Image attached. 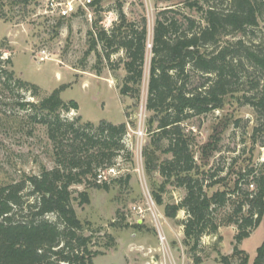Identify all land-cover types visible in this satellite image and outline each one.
I'll list each match as a JSON object with an SVG mask.
<instances>
[{"label":"trees","instance_id":"trees-1","mask_svg":"<svg viewBox=\"0 0 264 264\" xmlns=\"http://www.w3.org/2000/svg\"><path fill=\"white\" fill-rule=\"evenodd\" d=\"M102 1L94 0L91 7L99 8ZM2 11L0 7V19H5ZM117 14L110 28L95 25L89 32L87 55L96 54V74L101 72L97 65L103 59L112 69L121 64L124 74L118 91L133 99L134 107L140 102L146 76L142 130L148 140L142 157L148 177L157 172L162 179L158 191L152 190L155 203L163 204L167 186L183 188L184 196L178 203H166L164 214L174 218L178 210L185 211L180 224L183 244L190 253L201 249L204 235L216 236L222 225L235 224L232 252H217L218 261L249 264L248 254L237 245L264 214V163L256 168L239 166L220 176L224 167L210 165V158L219 151L218 133L199 144L196 134L184 124L193 117L223 110L226 100L234 98L237 104L252 107L260 120L251 138L264 147V37L257 38L255 30L264 20V0H180L169 4L155 14L150 43L144 17L140 22L130 20L121 7ZM119 51L124 57L114 65L110 56ZM2 62L10 64L11 60L7 57L0 59ZM13 78L12 71L0 68L3 87ZM15 81L37 98L19 105L33 122L45 126L54 165L0 186V264H93L99 250L88 247L91 236L83 233L87 225L72 206L71 187L85 186L77 193L80 203L89 202L88 188L109 190L111 184L101 179L100 171L114 166L123 154L130 158L125 138L128 127L135 128L136 122L103 120L93 124L81 121L80 116L68 119L62 112L76 110L78 104L61 99L64 86L38 98V86ZM124 111L125 117L130 116ZM232 123L237 126L239 118ZM129 177L125 176V183ZM118 181L121 179H112ZM251 182L254 189L249 191ZM150 184L155 189L153 180ZM216 185L222 188L211 190ZM227 203L232 211L219 216L218 210ZM50 213L55 220L45 217ZM193 259L195 263L201 260L199 256ZM251 264H264V239Z\"/></svg>","mask_w":264,"mask_h":264},{"label":"rangeland","instance_id":"rangeland-1","mask_svg":"<svg viewBox=\"0 0 264 264\" xmlns=\"http://www.w3.org/2000/svg\"><path fill=\"white\" fill-rule=\"evenodd\" d=\"M179 1L104 0L99 8L79 6L69 16L49 11V0L0 1L5 14V19H0V59L9 57L11 60L10 64L0 63V68L12 71L14 75L7 87L0 84V186L19 179L23 174H38L41 167L49 169L54 165L53 148L45 126L33 122L28 111L19 105L20 102H34L37 98L29 89L19 88L16 79L38 86V98L64 86L60 91L61 99L78 104V109L62 112L68 119L80 116L81 121L93 124L103 120L113 124L127 120L136 122L135 128L128 127L125 138L130 158L126 159L123 154L116 159L112 171H100L101 179L111 184L109 190L88 188L89 202L80 203L77 193L85 190V186L71 187L75 198L72 206L78 218L87 225L83 233L91 236L88 247L99 250L92 259L93 264H223L218 261L217 252H232L235 224L222 225L216 236L204 235L202 247L196 252L190 253L189 247L183 244L180 221L186 217L185 211L178 210L174 218L164 214L166 203H178L184 196L183 188L167 186L162 194L163 204L154 201L152 190L158 191L162 179L157 172H153L150 179L143 164L142 149L148 140L142 130L146 114V76L140 102L134 107V100L118 91L124 74L121 64L112 69L103 59L97 65L101 72L96 74V54L92 51L87 55L89 32L95 29V25L110 28L117 20L119 7L130 20L140 22L142 17L146 19L150 43L157 10ZM258 27L255 29L257 38L262 39L264 20ZM97 49L100 50V46ZM123 57L124 52L119 51L110 56V61L117 65ZM124 110L130 116L125 117ZM236 118L239 123L234 126L232 122ZM260 123L252 107L239 105L234 98H228L223 110L193 117L184 126L196 134L199 144L206 142L213 132L218 133L219 151L210 158V165L214 169L224 167L225 171L220 175L224 176L229 169L247 165L256 168L264 163V147L251 138L253 127ZM127 174L130 177L125 183ZM114 178L121 179V182L113 183ZM150 180L155 182V189ZM217 188L222 185L211 190ZM232 208L227 203L218 210L219 216L230 213ZM45 217L55 220L52 213ZM263 239L264 214L250 235L237 245L248 254L249 264ZM194 256H199V263L194 262Z\"/></svg>","mask_w":264,"mask_h":264},{"label":"built area","instance_id":"built-area-1","mask_svg":"<svg viewBox=\"0 0 264 264\" xmlns=\"http://www.w3.org/2000/svg\"><path fill=\"white\" fill-rule=\"evenodd\" d=\"M94 0H68L65 2H56L55 0H49L47 3V8L49 11H54L59 16H69L77 10V7L81 6L85 9L91 7V4ZM264 162V160H263ZM112 171V168L108 169ZM254 189V183L251 182L248 184V190L251 191Z\"/></svg>","mask_w":264,"mask_h":264}]
</instances>
